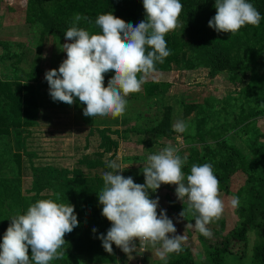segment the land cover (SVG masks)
Listing matches in <instances>:
<instances>
[{
    "label": "rangeland",
    "instance_id": "1",
    "mask_svg": "<svg viewBox=\"0 0 264 264\" xmlns=\"http://www.w3.org/2000/svg\"><path fill=\"white\" fill-rule=\"evenodd\" d=\"M76 8L67 4L64 9L61 3H55L48 7L52 15L61 16V20L51 18V23L61 22L77 26L89 31L90 34H101V29L95 24L100 14L108 13L110 9L116 16L115 7L111 8L108 0H84L73 2ZM29 7V0H0V41L11 44V52L17 54L14 59H3L5 51L0 47V79L7 80L20 77L24 73L38 68L41 70V78L44 80L40 89L41 118L31 131L26 140L18 142L14 137L0 141L1 149L8 152L4 164H0V178H19L20 193L18 197L6 196L0 205V243L3 235L9 227L10 218L14 215L25 214L32 204L31 193L33 177L30 170L25 171L24 163L29 160L28 154H32L34 166H54L73 170L78 161L85 156L95 158L101 150V138L98 129L110 128L119 130L124 135L119 139L118 135H112V139L119 140V149L116 157L121 164L122 175L131 176L137 184H144L141 178L143 163L152 154H158L169 144L180 148L179 155L187 156L193 148H201L205 144L215 146L217 141L226 140L231 146L242 154L251 158L253 146H264V140L260 134L264 133V16L259 26L251 25L243 28L237 34L234 42L239 50L242 65L234 73L218 71L213 66H205L201 63L200 46L202 44L199 33L184 29L181 18H178L179 27L166 34L167 48L170 55L163 63L156 62V71L152 73L138 93L129 94L126 111L121 117H86L84 107L78 98L69 105L64 102L54 101L49 94V84L45 79L47 70L58 69L66 52L62 51V45L67 42L65 36H53L51 31L40 23ZM80 13L89 19H81L75 22V14ZM146 16L139 18H124L126 23L133 25L144 20ZM66 32V31H65ZM65 34V33H64ZM105 78L115 75L108 72ZM234 77V78H232ZM139 78V74H138ZM108 82H104L107 87ZM194 104L195 111L185 116V108ZM171 107L173 112L172 123L183 120L188 125L185 133H177L171 138L159 136L141 135L135 130H145L157 125L163 116L165 107ZM194 129V134L193 133ZM23 156V171L19 167L14 155ZM113 154L106 156L108 160ZM252 160V159H251ZM2 165V166H1ZM89 179V185L96 193L103 189V174L100 170L90 171L81 168ZM230 191L226 193L219 185V198L224 203V211L219 218H215L207 225L209 228H221L224 223V233H231L238 228L241 219L237 214L240 207L247 205L246 178L239 172L229 181ZM176 185H165L156 190L155 194L149 189L152 199L159 197L158 215L161 210H166L167 216L173 220L177 229L175 235H184L182 248L189 247L192 250L196 264H212L210 257L204 250L194 227L195 217L187 211V198L184 203L177 198ZM154 193V195H152ZM153 196V197H152ZM55 199V196H51ZM233 197H239L238 207L231 205ZM43 199H47L46 197ZM185 208L184 217L180 213ZM179 216V217H178ZM91 223L106 226L107 219L100 216H88ZM110 222V221H109ZM101 232L91 233L90 240L94 244H102L98 238ZM172 235V234H170ZM71 235L66 233V243L63 245L64 253ZM264 241V228L254 229L249 233L248 244L244 257L226 256L227 264H257L253 258V249ZM136 250L128 255L120 248L113 247V252L100 253L95 247L90 254L93 261L84 256L71 261V264H154L162 261L157 255L161 247L157 244L153 247L147 243L140 247L139 240L135 241ZM144 249V251H143ZM29 255L31 252L29 250ZM170 254L167 255V259ZM56 260V259H54ZM52 260V262L54 261ZM34 264V262H33Z\"/></svg>",
    "mask_w": 264,
    "mask_h": 264
},
{
    "label": "clouds",
    "instance_id": "2",
    "mask_svg": "<svg viewBox=\"0 0 264 264\" xmlns=\"http://www.w3.org/2000/svg\"><path fill=\"white\" fill-rule=\"evenodd\" d=\"M216 15L209 20V27L218 33L235 34L245 25L259 26L260 12L248 0H216ZM146 18L138 24L126 23L111 12L98 15L95 24L101 34L72 26L64 36L67 42L62 51L67 58L58 69L47 70L45 79L54 101L72 105L75 98L86 105V117H121L127 106L126 97L138 93L147 78L156 71L155 63H163L170 55L165 36L179 27L178 18L183 5L180 0H143ZM88 20L75 14V22ZM115 75L104 86L105 75ZM139 74V78H138ZM177 133H185L188 125L183 120L173 124ZM194 134V129L193 133ZM180 148L169 144L158 154L147 157L143 163L144 184H137L131 176L125 177L117 161L106 160L112 171L103 174V189L98 193L102 215L111 222L107 234H100L103 248L113 252V244L130 255L150 243L160 244L156 255L167 264V255L182 250L184 235L177 232L166 210L158 215L159 197L151 199L152 192L161 185H176V195L183 203L187 198V211L195 217L194 227L210 238L207 227L224 211L219 198V180L210 163L193 164L185 177L182 166L187 156L179 155ZM186 179V182H185ZM239 197H233L231 205L238 207ZM185 215V208L180 213ZM10 225L0 243V264H49L64 256L65 234L78 227L79 221L71 204L41 199L31 204L25 214L10 218ZM93 232L97 229L93 228ZM172 234V235H170ZM29 248L31 255H29Z\"/></svg>",
    "mask_w": 264,
    "mask_h": 264
},
{
    "label": "trees",
    "instance_id": "3",
    "mask_svg": "<svg viewBox=\"0 0 264 264\" xmlns=\"http://www.w3.org/2000/svg\"><path fill=\"white\" fill-rule=\"evenodd\" d=\"M84 1V0H78ZM111 8L115 7L116 17L139 18L146 16L143 7V0H108ZM77 0H29V7L35 12L38 21L48 28L53 36H64L65 31L70 28L69 25L57 22L52 24L51 18L61 20L59 13L52 15L48 12V7L55 3H61L60 8L64 9L67 4L76 8ZM183 5L180 14L181 22L184 29H189L194 33H199L201 37L200 58L201 63L205 66H213L218 71H234L241 67V57L239 50L234 42L237 40V34L243 29L251 25L243 26L235 34L218 33L209 27V20L216 15V0H180ZM260 12L261 18L264 16V0H248ZM111 11L110 9L105 12ZM0 47L5 51L3 59L11 60L17 56L11 52V44L0 41ZM41 70L33 69L31 72L24 73L20 77L2 80L0 79V141L5 138L14 137L15 140L21 142L29 137L31 130L39 124L41 116L40 89L44 80L41 78ZM113 78H105L104 82H108ZM234 78V77H232ZM197 106L194 104L185 108V116L191 115ZM172 108L167 106L161 121L148 129L135 130L141 135L159 136L163 138H171L177 135L173 130ZM101 138V152L95 158L85 156L78 161L76 168L69 170L54 166H34L32 154H28L29 160L25 171L30 170L33 177L31 193L32 204L43 198L52 199L58 203L71 204L74 206L79 224L71 233V238L66 245V252L62 259H56L49 264H71V261L84 256L89 261H95L90 254L92 248L98 249L100 253H105L102 244H94L90 240V234L94 233L93 228L97 232L106 235L111 227V222L106 221L103 224L96 225L89 221L88 216L102 215V205L96 198V193L90 187L89 179L82 171V167L90 171L100 170L102 172L112 171L105 163L106 156L113 154L108 160L116 157L119 149V140L112 139V135H118L121 139L124 137L119 130L110 128L98 129ZM27 135V137H23ZM260 139L264 140V133L260 134ZM0 164H4L6 156H9L6 149H1ZM183 158L184 156L180 154ZM18 165L19 172L23 171V156L16 154L13 158ZM252 159V160H251ZM210 163L213 166L214 175L219 180L221 190L229 193L230 179L241 172L246 178L247 205L240 207L237 214L241 219L240 226L231 233H224V223L221 228H209L211 237H205L201 233L198 234L199 240L210 257L212 264H227L226 256L244 257L245 248L248 244L249 233L254 229L264 228V146L251 148V158L242 154L238 149L231 146L226 140H219L215 146L204 145L201 148H193L187 153V162L182 166V172L185 177L190 174L193 164L202 165ZM2 166V165H1ZM19 178H0V205L8 194L11 198L18 197L20 193ZM145 182V178H141ZM186 182V179H185ZM161 185V189L163 190ZM159 194V192H155ZM154 195V193L152 194ZM51 196H55V199ZM153 197V196H152ZM155 199V196L152 198ZM179 217V216H178ZM113 247H118L113 244ZM30 252L31 249L29 248ZM121 250V249H120ZM253 258L257 264H264V241L256 245L253 249ZM154 264H165L158 262ZM167 264H196L192 250L182 248L179 252L170 253Z\"/></svg>",
    "mask_w": 264,
    "mask_h": 264
},
{
    "label": "built area",
    "instance_id": "4",
    "mask_svg": "<svg viewBox=\"0 0 264 264\" xmlns=\"http://www.w3.org/2000/svg\"><path fill=\"white\" fill-rule=\"evenodd\" d=\"M143 251H144V249H143Z\"/></svg>",
    "mask_w": 264,
    "mask_h": 264
}]
</instances>
